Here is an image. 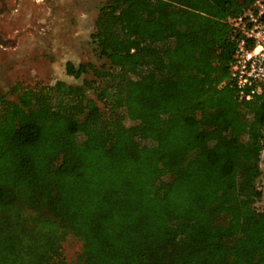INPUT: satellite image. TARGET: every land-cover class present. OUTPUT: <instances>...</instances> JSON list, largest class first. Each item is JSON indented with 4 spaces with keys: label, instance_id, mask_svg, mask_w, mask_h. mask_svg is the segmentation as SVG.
I'll return each instance as SVG.
<instances>
[{
    "label": "trees",
    "instance_id": "1",
    "mask_svg": "<svg viewBox=\"0 0 264 264\" xmlns=\"http://www.w3.org/2000/svg\"><path fill=\"white\" fill-rule=\"evenodd\" d=\"M250 0H104L81 84L0 96V264H264V88L238 100ZM21 248L18 253L17 249Z\"/></svg>",
    "mask_w": 264,
    "mask_h": 264
},
{
    "label": "rangeland",
    "instance_id": "2",
    "mask_svg": "<svg viewBox=\"0 0 264 264\" xmlns=\"http://www.w3.org/2000/svg\"><path fill=\"white\" fill-rule=\"evenodd\" d=\"M104 0H0V96L17 101L18 90L34 89L62 80L81 84L65 71V64L91 62L99 65L90 37ZM264 142V141H263ZM257 180L262 198L256 203L264 211V145ZM67 264H75L81 242L68 235L60 247ZM20 253L21 248L17 249ZM24 253V251H21Z\"/></svg>",
    "mask_w": 264,
    "mask_h": 264
},
{
    "label": "built area",
    "instance_id": "3",
    "mask_svg": "<svg viewBox=\"0 0 264 264\" xmlns=\"http://www.w3.org/2000/svg\"><path fill=\"white\" fill-rule=\"evenodd\" d=\"M235 40L229 80L238 100H250L264 88V0H250L228 18Z\"/></svg>",
    "mask_w": 264,
    "mask_h": 264
}]
</instances>
